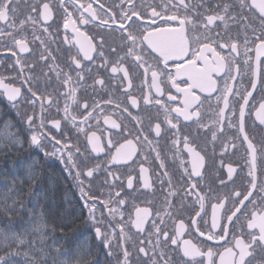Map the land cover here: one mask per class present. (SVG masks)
I'll return each mask as SVG.
<instances>
[{"label": "snow or ice", "instance_id": "1", "mask_svg": "<svg viewBox=\"0 0 264 264\" xmlns=\"http://www.w3.org/2000/svg\"><path fill=\"white\" fill-rule=\"evenodd\" d=\"M19 2L0 0V51L14 58L12 67L17 71V76L8 82L0 75V90L13 106L23 101L31 107V113L26 111L22 117L31 131V145L43 147L45 139L60 145L51 155H58L70 175L75 170L73 178L78 182L81 199L89 210V222L95 228L96 237L109 250V256H115L117 264H136L134 255L146 257L144 264H264V196L256 198L259 193H264V136L257 140L250 134L249 126L251 120L252 129L259 128L264 132V95L250 106L258 86L264 92V0H238V12L233 11V5L226 0H219L212 7H209V0H199L195 4L192 0H159L158 3L145 0L139 6L136 0H119L112 7H106L101 0H36L27 5L28 14L18 20ZM68 5L78 15L74 17ZM58 9L64 13L62 43L76 49L74 54L70 52L68 71L60 67L48 46L49 41L54 42V36H59V30L49 31ZM89 24L108 32H118L119 48L108 45L101 32L93 35L81 30V26ZM230 24L239 27L235 35L231 34ZM37 41L42 49L39 62L47 68L41 74L48 83L53 77L57 81V87L51 92L40 90V78L32 74L35 65L26 59L33 53ZM106 45L116 59L105 55ZM101 69L111 74L108 79L117 81L124 101L109 95L89 103L78 96V92L87 87L93 92L97 88L107 89ZM245 76L248 85L241 87V78ZM138 78L141 79L140 97L132 91ZM16 79L21 80L19 87L12 82ZM88 79L92 80L91 85H88ZM25 86L27 95L22 91ZM213 98L214 106L210 103ZM141 101L148 111L147 124L139 112L133 115L129 110L130 107L139 110ZM206 102L212 110L208 120H205ZM102 104L105 108L114 106L113 112L103 117L104 124L109 127L106 143H102L103 133L98 136L88 124L93 119L99 123L95 114L98 110L104 113ZM152 108L156 109L157 115H151ZM52 109H55L56 117L50 114ZM117 109L126 115L113 119ZM124 120L135 122L134 133L128 130ZM182 123L185 127L196 125L205 136L210 135L213 145L226 135V128L235 130L233 136L220 140L219 168L226 169V176H217V179L220 188H227L229 183L235 185L237 167L225 157L235 155L242 147L244 165L248 169L243 177L247 185H242V190L235 186L223 193L211 186L207 191L203 189L201 181L207 167V152L190 135L180 134ZM48 125L51 128L45 132ZM67 125L85 135L91 146L89 155L107 153L104 171L111 177L113 187L121 180L113 167L126 165L131 168L144 146L150 147L155 159L161 161L159 167L165 169L160 151L152 146L158 143L156 138L161 137L162 125H166L168 130H175L171 144L182 169L183 188L178 189L173 184L166 169L162 173L154 172L155 180H152L148 176L149 170L141 164L137 177L127 176V189L136 192L140 188L152 190L157 182L161 188L167 184L163 207L153 212L150 207L133 204L134 216L129 214L125 220L119 207L128 201L122 197L121 187L114 196L110 192L106 200L100 201L113 220L120 216L114 225L109 221L110 231L102 232V225L95 215L98 197L91 189V180L101 169V164L86 162L81 167L77 163L76 154L81 149L64 136ZM85 125H88L87 131ZM11 128L10 122L0 128V140L7 141L0 143V150L21 143ZM53 129L60 137L52 134ZM112 130H116L115 133ZM113 135L120 139L113 141ZM45 155L49 153L45 152ZM181 190L185 198L194 197L190 208L183 203V198L178 207L174 203L173 198ZM17 203L14 200L9 205L7 197L0 203V212L10 218L8 226L0 227V264H17L18 257H22L20 264H50V249L43 246L47 230L43 213L36 222L30 217L29 226L16 231L11 226V219L25 207L22 202L17 207ZM208 206L211 208L210 222L206 219ZM167 220L172 221L171 230ZM146 225H150L147 231ZM132 228L136 230L135 235L145 234V238L133 241L129 234ZM193 233L204 238L203 241L194 242ZM32 235L38 236L39 240L29 239ZM129 242L132 250L127 246ZM205 242L215 243L205 246ZM51 264H88V261L85 256L59 262L52 257Z\"/></svg>", "mask_w": 264, "mask_h": 264}, {"label": "flooded vegetation", "instance_id": "2", "mask_svg": "<svg viewBox=\"0 0 264 264\" xmlns=\"http://www.w3.org/2000/svg\"><path fill=\"white\" fill-rule=\"evenodd\" d=\"M36 2V0H20L18 6H17V19H23L27 14H28V7L27 5L29 3ZM106 7H112L115 4L119 3V0H101ZM137 5L139 6L145 0H136ZM147 2H153V0H147ZM155 2H159V0H155ZM192 2L198 3L199 0H192ZM219 0H209V7L214 6ZM226 2H229L233 5V11L238 12L239 7H238V0H226ZM69 10L74 12V17L75 15H78V13H75V9L72 8L71 5H68ZM117 12L119 11L118 9H115ZM55 22H50L51 27L49 29L50 32L55 33L57 30H59V36H54V42L49 41L48 46L53 52V55L56 56L57 63L60 65L62 69L65 71H68V64H69V55L70 52L74 54L76 52L75 48H69L68 45H65L62 43L63 36H64V30L62 27L63 23V10L58 9L55 14ZM222 27V26H221ZM231 34L235 35L239 31V27L234 24L229 25ZM82 31H87L89 34H96L97 32L103 33L106 38H107V44L108 45H113L119 48L121 41L119 39V33L118 32H108L105 29H99L96 28L94 25L89 24L87 26H81ZM220 30V29H218ZM28 34L29 37L31 38V27L29 26L28 28ZM69 34H71L69 30ZM99 39V38H97ZM34 51L32 54H29L26 56V59L29 63L35 65V70L33 75L39 77V87L41 91H49L51 92L55 87H57V81L53 77L50 83L46 82L44 77L42 76V71L46 72L47 68L43 66L42 62H39V54L42 51L41 47L39 46V42L33 46ZM105 55L109 56V59H116L114 54H110V49L106 45L105 46ZM121 55H123V52H121ZM150 59V58H149ZM14 63V58L10 56V54L3 53L0 51V75H3L6 77V82L11 80L12 77L17 76V71L12 67ZM97 64L100 63L99 60L96 62ZM100 74L105 77V82L107 85L106 90H100L97 88L96 92L92 91L91 87H87L86 89H81L78 92V96H81L84 99H87L89 103L93 99L100 100L101 98H107L109 95H112L114 98L119 99L120 101H124L125 97L121 95V90L117 86V81L116 80H111L108 79L110 77L109 72H105L103 69L100 70ZM74 75V73H73ZM93 75H95V70L93 72ZM15 86L19 87L21 85V80L16 79L15 81H12ZM36 83V81H34ZM92 84V80L88 79V85ZM248 85V78L245 76L241 78L240 85L241 87L247 86ZM26 87L22 89V91L26 93ZM133 93L137 96L140 97L141 95V79H136L135 80V87L132 89ZM174 92V89H173ZM261 95H264V92L260 91V88L258 86L256 92L254 93V100L250 101V106L251 104H255L259 101ZM0 96L5 100V102L11 107V109L15 112L17 115L20 123L25 127L26 131L28 132L29 136L31 135V131L28 129L27 124L23 120V114L27 111L28 113H31L32 109L29 105L25 104L23 101L20 103L16 104L13 106V104L5 99V96L2 91H0ZM213 106L215 105L216 101L213 98L210 102ZM61 106H63V101H61ZM102 108H104V113L101 114L98 110V112L95 114L99 120V123H97L96 119L90 120L88 122L89 125H91V130L96 131L97 135H101L103 133V140L102 143H106V140L108 138V133H109V127L108 125L104 124V115L109 114L113 112L114 106H108L104 107V105H101ZM38 110V106H37ZM129 110L133 113V115H136L138 112L141 116L145 117V123L147 124V115L148 111L145 110V106L143 105L141 101V106L140 109H133L129 108ZM204 111H205V120H208L211 117L212 110L209 109L208 107V102L205 103L204 105ZM151 115L155 116L157 115L156 109L152 108L150 110ZM47 114V113H46ZM50 114L53 117H56V112L55 109L50 110ZM62 115V113H61ZM123 115L118 109L115 110V114L112 116L113 119H118V118H123ZM163 119V116L161 115L160 117ZM119 122V120H118ZM124 123L128 125V130L133 131L135 129V122H130L129 120H124ZM249 126H250V134L256 136L257 140H260L261 136H264V132H261L259 128L252 129L251 128V120H249ZM85 130H88V125H85ZM51 128V125H48L47 128L44 129L45 132L48 131V129ZM116 130H112L113 133H115ZM53 135H57L60 137V133H57L54 129L52 130ZM175 134V130H168L166 125H162V135L159 138H156L158 140V143H154L152 147H156L160 153H161V158L165 164V169L170 173L172 176V182L174 185L177 186L178 189H182L184 185V179L182 178V169L179 167V160L176 159L173 155L174 149L172 148V138ZM180 134L181 135H190L192 138L195 139L196 143L200 146V148L205 149L207 152V167L204 173V179L201 181V186L205 191L208 190L209 186L212 188H215L218 192H228L232 189V187H236L237 190H242V185H247V180L244 179L243 177H246L247 175V167L244 165V149L241 147L239 148L238 151L235 152V155H230L225 157V160L227 162H232L234 166L237 167V175L234 176L235 180V185L232 183H229L227 188H220L218 187V179L217 176H226V169H220L219 168V159H220V152H221V147H220V140L221 139H227L228 137H231L235 134L234 129H225V136L221 137L220 139L217 140L215 145L211 143V137L210 135L205 136L203 134V130H200L197 128L196 125H191L190 127H185L184 124H181V129H180ZM64 136L71 142L72 145H78L81 149V152L76 154L77 157V163L83 167L84 164L87 162L89 165H94L96 163L101 164V169L96 173L95 178L91 180V189L93 194H95L98 197V200L96 202V219L97 221L100 222L102 225V232L103 231H110L109 227V221L114 225L116 223V220L120 219V216L117 215L116 219L113 220L111 216L108 214V209L103 207V205L100 203L101 200H106L108 198L109 193L111 192L114 196L116 191L121 190V187H123V191L121 192L122 197H125L127 199V203L124 206L119 207V211L123 213L124 219L127 220L129 214H132L134 216L135 209L133 207V204L138 205L140 207H150L152 208L153 212H155L157 209H160L163 207V201L164 197L166 195V189H167V184L164 185L163 188H161L160 184L157 182L153 185L152 190H144L143 188H140L139 191L133 192L132 190L127 189L126 187V179L129 174L133 175V177H137L139 175V168L141 164L145 168H147L148 171V176L152 179L155 180V176L153 173H162L165 169H161L159 167L160 165V160L155 159V153L151 151L150 147L144 146L141 151L139 152L138 156L136 157V163L131 165V168L128 166H114L113 171L117 174L120 175L121 180L116 182V187L112 186V181L111 177L107 176V173L104 171V161L107 158V153H89L91 152V146L88 145L87 139L83 133L77 132V130L71 125H67L65 128ZM153 136H150V139H153ZM131 138V137H129ZM113 141H116L117 139H120V137L113 135L112 136ZM238 143V142H237ZM87 146V151H85V147ZM60 145H55L54 141H50V139H45L43 142V147L42 150L43 152L49 153V156L52 157L59 165V167L62 169L63 173L66 175V177L69 180V183L72 187V189L78 194L80 197V202L85 205V202L83 199H81V192L80 188L78 186V182L73 178L75 170L73 169V175L69 174V171L66 169L65 164L61 163L58 155L54 156L51 155L52 152L56 150V148H59ZM213 148H215V155H213ZM74 151V149H73ZM232 150L230 149V152ZM85 157H87V161L85 160ZM147 157V159H145ZM187 159V156L185 155L184 157ZM118 169V170H117ZM167 179V178H165ZM105 180H108V183H105ZM135 183V181H134ZM137 187H139L137 185ZM260 196H264V193H259L257 195V199L260 198ZM183 198V203L187 207H191L194 197H184V192L181 190L179 191V194L173 198L174 203L178 207L179 204L181 203V199ZM91 203V202H89ZM113 207L116 205L113 204ZM198 207V205H197ZM87 208V207H86ZM87 211L89 213V210L87 208ZM208 212L209 216L206 217V219L209 220L211 219V208L208 206ZM185 220L186 222L188 221V216L187 212H185ZM167 227L169 230H171L172 227V221L167 220ZM150 225H146V231L149 230ZM119 231V229H116ZM136 230L134 228L131 229L130 235L133 237V241H138L140 239L145 238V234H140L139 236L135 235ZM93 233L95 234V228L93 226ZM96 236V234H95ZM97 238V237H96ZM185 238H189L186 236ZM191 238L193 239L194 242L200 243L203 241L204 238L202 237H197L194 233L191 235ZM100 242L104 245L102 240ZM215 242H205V246H212L214 245ZM130 250H132V244L129 242L127 245ZM105 247V246H104ZM107 249V248H106ZM108 250V249H107ZM109 251V250H108ZM171 251V250H170ZM173 258L176 259L175 253H172ZM146 257H143L142 255L137 258L135 255L133 256V261L136 262V264H144V261L146 260ZM114 262L117 264L116 257L114 256ZM182 264V262H181Z\"/></svg>", "mask_w": 264, "mask_h": 264}, {"label": "trees", "instance_id": "3", "mask_svg": "<svg viewBox=\"0 0 264 264\" xmlns=\"http://www.w3.org/2000/svg\"><path fill=\"white\" fill-rule=\"evenodd\" d=\"M5 122L11 123V131L21 141L0 150V203L7 197L9 205L15 200L25 206L11 219L12 228L20 231L29 226L30 217L36 222L43 213L47 222L43 246L50 249V264L52 257L59 262L74 256L76 259L85 256L88 264H115L114 256H109V251L93 233L87 208L58 163L45 155L42 147L30 144L25 127L0 96V128ZM0 143L7 141L0 140ZM9 223L10 218L0 212V227ZM29 239L39 240V237L32 235ZM16 259L20 264L22 257Z\"/></svg>", "mask_w": 264, "mask_h": 264}, {"label": "water", "instance_id": "4", "mask_svg": "<svg viewBox=\"0 0 264 264\" xmlns=\"http://www.w3.org/2000/svg\"><path fill=\"white\" fill-rule=\"evenodd\" d=\"M0 91H2V90H0ZM4 96H5V98H6V95L4 94ZM7 99V98H6ZM8 100V99H7Z\"/></svg>", "mask_w": 264, "mask_h": 264}]
</instances>
